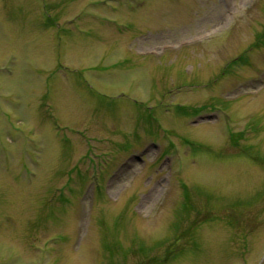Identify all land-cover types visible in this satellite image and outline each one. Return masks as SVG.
<instances>
[{"label":"rangeland","instance_id":"rangeland-1","mask_svg":"<svg viewBox=\"0 0 264 264\" xmlns=\"http://www.w3.org/2000/svg\"><path fill=\"white\" fill-rule=\"evenodd\" d=\"M0 264H264V0H0Z\"/></svg>","mask_w":264,"mask_h":264}]
</instances>
